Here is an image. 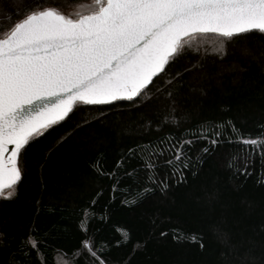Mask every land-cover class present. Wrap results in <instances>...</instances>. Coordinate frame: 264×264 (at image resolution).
Returning <instances> with one entry per match:
<instances>
[{"label":"trees","instance_id":"trees-1","mask_svg":"<svg viewBox=\"0 0 264 264\" xmlns=\"http://www.w3.org/2000/svg\"><path fill=\"white\" fill-rule=\"evenodd\" d=\"M90 3L0 0V35L29 10L55 6L74 15L88 11ZM197 40L202 51L188 48L170 61L154 78L146 103L119 99L76 105L25 145L15 195L0 198V264L13 259L38 264L27 245L29 235L40 242L45 264H55L57 251L71 254L80 246L85 219L107 264H224L223 245L211 230L216 224L243 245L242 251L250 249L254 264H264V156L253 155L238 139L264 137V34L228 39L208 33ZM166 117L175 122H165ZM217 125L228 126L220 128L223 135L212 145L203 137ZM165 136L173 144L193 140L182 146L189 167L181 169V179L179 171L173 175L160 161L152 183L142 167L145 152L150 144L161 147ZM121 156L124 164L117 168ZM97 167L104 173L117 170L102 175ZM243 167L247 171L240 172ZM129 169L139 170L129 176ZM118 229L130 234L127 244ZM137 241L141 246L133 250ZM70 264L94 262L80 256Z\"/></svg>","mask_w":264,"mask_h":264},{"label":"snow or ice","instance_id":"snow-or-ice-1","mask_svg":"<svg viewBox=\"0 0 264 264\" xmlns=\"http://www.w3.org/2000/svg\"><path fill=\"white\" fill-rule=\"evenodd\" d=\"M29 3L34 5L38 0ZM252 31L264 34V0H91L88 11L74 15L55 6L27 11L0 35V198L15 195L16 182L22 176L19 156L25 145L64 120L74 106L119 99L146 103L152 98L153 78H159L170 61L188 48L194 53L202 51L198 36L212 33L231 39ZM169 119L175 122L174 117H166L165 122ZM226 126H214L210 136L203 138L215 145L223 135L220 128ZM238 139L253 155L264 156V137ZM171 141L165 136L159 141L161 147L150 144L145 152L142 167L149 173L148 181L157 182L153 173L160 161L172 168L173 175L179 171L183 179L181 169L189 167L190 157L182 146L191 145L193 140ZM133 151L129 149V153ZM124 160L121 156L115 162L117 168ZM117 168L111 173L99 167L97 171L112 176ZM138 170L129 169L125 174L131 176ZM116 187L113 184L114 190ZM80 228L84 232L80 246L71 254L57 251L55 264H70L80 256L90 257L94 264H107L104 249L88 235L87 219ZM211 230L223 245L224 264H254L250 249L242 251L243 245L235 243L229 231L220 224ZM118 231L127 244L130 234L125 229ZM191 239L196 241L197 237ZM27 245L36 252L38 264H45L40 242L29 235ZM140 246L137 241L133 250ZM200 246L203 248V243Z\"/></svg>","mask_w":264,"mask_h":264},{"label":"water","instance_id":"water-1","mask_svg":"<svg viewBox=\"0 0 264 264\" xmlns=\"http://www.w3.org/2000/svg\"><path fill=\"white\" fill-rule=\"evenodd\" d=\"M158 75H159V74H158ZM154 78H155V77H154ZM154 78H153V79H154ZM101 103H104V102H101ZM11 147H12V146H11V145H9V148H11Z\"/></svg>","mask_w":264,"mask_h":264}]
</instances>
